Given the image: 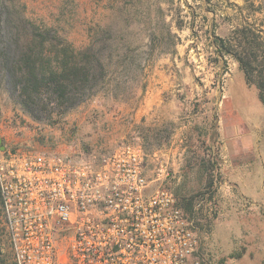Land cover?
I'll return each mask as SVG.
<instances>
[{
	"label": "rangeland",
	"instance_id": "obj_1",
	"mask_svg": "<svg viewBox=\"0 0 264 264\" xmlns=\"http://www.w3.org/2000/svg\"><path fill=\"white\" fill-rule=\"evenodd\" d=\"M236 27H250L264 39V0H0V159L88 154L127 139L142 146L135 130L109 142L113 122L142 89L143 76L163 66L167 55L180 53L189 82L177 72L174 94L178 116L190 126L169 146L172 151L156 153L166 167L159 181L148 159V193L164 188L178 204L194 199L191 221L207 264H264V209L239 194L223 171L231 143L224 128L236 127L242 136L264 129L257 90L246 85L234 59L217 58L211 43L213 32L227 38ZM34 46L49 59L61 50H94L107 82L73 107L46 104L45 98L35 107L4 61ZM133 63L139 66L135 72ZM210 182L214 186L207 189ZM0 264H13L1 201Z\"/></svg>",
	"mask_w": 264,
	"mask_h": 264
},
{
	"label": "built area",
	"instance_id": "obj_2",
	"mask_svg": "<svg viewBox=\"0 0 264 264\" xmlns=\"http://www.w3.org/2000/svg\"><path fill=\"white\" fill-rule=\"evenodd\" d=\"M165 166L133 139L105 151L9 154L0 201L14 264H207Z\"/></svg>",
	"mask_w": 264,
	"mask_h": 264
},
{
	"label": "trees",
	"instance_id": "obj_3",
	"mask_svg": "<svg viewBox=\"0 0 264 264\" xmlns=\"http://www.w3.org/2000/svg\"><path fill=\"white\" fill-rule=\"evenodd\" d=\"M211 43L217 58L223 60L230 57L238 63L246 85L255 87L258 99L264 105V39L250 27H236L227 38H219L213 32ZM34 47L27 48L18 59L12 58V61L4 56V61L5 66L10 65L14 72V84L21 87L25 99L35 107L44 98L46 104L56 102L58 107H73L92 93L96 86H103L107 82L105 66L88 51L74 55L61 50L55 54V58L49 59L42 50ZM132 66L133 72L139 69L137 63ZM208 170L205 166L204 171ZM213 186L210 182L205 187L210 189ZM177 205L189 221L194 218L193 198L182 199Z\"/></svg>",
	"mask_w": 264,
	"mask_h": 264
},
{
	"label": "crops",
	"instance_id": "obj_4",
	"mask_svg": "<svg viewBox=\"0 0 264 264\" xmlns=\"http://www.w3.org/2000/svg\"><path fill=\"white\" fill-rule=\"evenodd\" d=\"M127 11H130L129 7ZM162 62L165 63L163 66L156 65L143 76L142 89L134 99L126 101L121 118L113 122L109 142L135 130L141 136L145 152L172 151L169 146H173L182 136L183 129L190 126L188 120L183 122L178 116L180 101L174 94L177 72L185 74L184 81L189 82L188 70L182 69L180 53L167 55ZM218 131L223 134L220 120ZM224 131L231 136L228 155L223 156H229L227 161L224 160V173L237 185L239 194L254 202L256 209H264V129L256 135L246 131L243 136L236 127H225ZM222 150L226 152L224 143Z\"/></svg>",
	"mask_w": 264,
	"mask_h": 264
},
{
	"label": "water",
	"instance_id": "obj_5",
	"mask_svg": "<svg viewBox=\"0 0 264 264\" xmlns=\"http://www.w3.org/2000/svg\"><path fill=\"white\" fill-rule=\"evenodd\" d=\"M0 143H1V140H0ZM3 149V147H1V150Z\"/></svg>",
	"mask_w": 264,
	"mask_h": 264
}]
</instances>
